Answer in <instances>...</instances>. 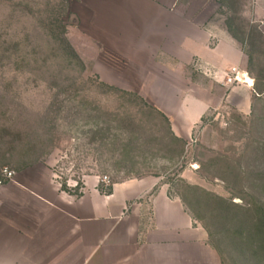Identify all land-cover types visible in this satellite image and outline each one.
I'll return each mask as SVG.
<instances>
[{
  "label": "rangeland",
  "instance_id": "1",
  "mask_svg": "<svg viewBox=\"0 0 264 264\" xmlns=\"http://www.w3.org/2000/svg\"><path fill=\"white\" fill-rule=\"evenodd\" d=\"M210 1L253 84L226 82L231 66L225 85L193 70L211 103L183 137L154 103L163 91L107 72L73 0H0V176L6 167L75 193L104 175V191L158 178L207 229L210 264H264V0Z\"/></svg>",
  "mask_w": 264,
  "mask_h": 264
},
{
  "label": "crops",
  "instance_id": "2",
  "mask_svg": "<svg viewBox=\"0 0 264 264\" xmlns=\"http://www.w3.org/2000/svg\"><path fill=\"white\" fill-rule=\"evenodd\" d=\"M69 8L107 72L123 88L160 90L172 129L186 137L211 103L208 81L222 83L243 51L198 0H73ZM196 62V63H195ZM191 65V68H190ZM193 65V66H192ZM205 68L208 70L206 71ZM84 182L78 192L48 178L0 184V264H210L208 231L158 178Z\"/></svg>",
  "mask_w": 264,
  "mask_h": 264
},
{
  "label": "built area",
  "instance_id": "3",
  "mask_svg": "<svg viewBox=\"0 0 264 264\" xmlns=\"http://www.w3.org/2000/svg\"><path fill=\"white\" fill-rule=\"evenodd\" d=\"M226 75V82H233L234 80H237L238 82H246L247 86H251L248 81H246V76L244 73V70L239 69L236 66H231L229 71L225 72ZM14 176V171L10 170L6 167H4L1 171V176H0V183L6 179H12ZM106 176H102L101 180H105Z\"/></svg>",
  "mask_w": 264,
  "mask_h": 264
},
{
  "label": "trees",
  "instance_id": "4",
  "mask_svg": "<svg viewBox=\"0 0 264 264\" xmlns=\"http://www.w3.org/2000/svg\"><path fill=\"white\" fill-rule=\"evenodd\" d=\"M262 217L264 219V216H262ZM261 223H262V221L260 219L258 221H256V223H255V224H257L256 227L260 226Z\"/></svg>",
  "mask_w": 264,
  "mask_h": 264
},
{
  "label": "bare ground",
  "instance_id": "5",
  "mask_svg": "<svg viewBox=\"0 0 264 264\" xmlns=\"http://www.w3.org/2000/svg\"><path fill=\"white\" fill-rule=\"evenodd\" d=\"M245 76H246V81H247V78L248 77H250L249 75H247V74H245ZM252 79V82H249L250 84H253V78H251Z\"/></svg>",
  "mask_w": 264,
  "mask_h": 264
}]
</instances>
